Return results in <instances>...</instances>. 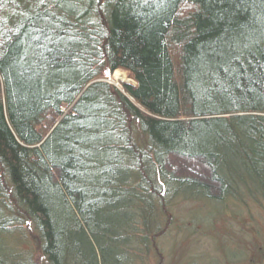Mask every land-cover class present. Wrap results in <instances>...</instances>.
Here are the masks:
<instances>
[{"label":"trees","instance_id":"1","mask_svg":"<svg viewBox=\"0 0 264 264\" xmlns=\"http://www.w3.org/2000/svg\"><path fill=\"white\" fill-rule=\"evenodd\" d=\"M243 196L264 0H0V264H136L177 202Z\"/></svg>","mask_w":264,"mask_h":264},{"label":"rangeland","instance_id":"2","mask_svg":"<svg viewBox=\"0 0 264 264\" xmlns=\"http://www.w3.org/2000/svg\"><path fill=\"white\" fill-rule=\"evenodd\" d=\"M104 75L120 91L124 82L133 83L121 69ZM224 203L201 207L181 200L168 208L167 234L136 264H264V200L243 196Z\"/></svg>","mask_w":264,"mask_h":264}]
</instances>
